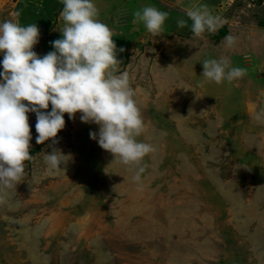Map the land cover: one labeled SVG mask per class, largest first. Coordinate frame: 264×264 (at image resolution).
Returning a JSON list of instances; mask_svg holds the SVG:
<instances>
[{
    "label": "rangeland",
    "instance_id": "1",
    "mask_svg": "<svg viewBox=\"0 0 264 264\" xmlns=\"http://www.w3.org/2000/svg\"><path fill=\"white\" fill-rule=\"evenodd\" d=\"M93 2L124 49L119 72L129 73L145 122L138 139L155 151L134 182V170L90 138L97 125L65 114L55 147L72 160L50 173L51 141L36 143L29 113L34 159L16 190L0 193V264H264V0ZM199 5L225 22L203 39L186 15ZM144 6L169 14L162 35L133 23ZM62 8L0 0V22L36 23L33 50L43 56L62 38ZM227 35L237 37L232 48ZM221 57L247 75L208 82L202 62Z\"/></svg>",
    "mask_w": 264,
    "mask_h": 264
},
{
    "label": "clouds",
    "instance_id": "2",
    "mask_svg": "<svg viewBox=\"0 0 264 264\" xmlns=\"http://www.w3.org/2000/svg\"><path fill=\"white\" fill-rule=\"evenodd\" d=\"M62 38L51 41L53 51L41 56L33 49L40 41L36 23L22 26L18 19L0 22V193L16 190L26 176V162L32 140L29 113H35L36 143L48 145L44 155L47 171H66L61 165L72 160L56 148L58 133L65 128V114L70 120L80 114V121L98 126L90 138L114 156V161L134 170V182H140L145 172L146 156L154 147L139 140L145 122L138 105L136 90L128 72H119L122 62L113 40L115 33L99 19V9L93 0H61ZM19 17L20 13L13 14ZM186 15L191 20V32L197 38L213 35L224 25L207 5L194 6ZM169 14L153 6H144L133 13V23L143 25L152 36L165 31ZM177 26H187L178 20ZM237 37L227 35L226 47L235 46ZM202 76L208 82L232 83L247 75V69L233 67L226 57L205 59ZM27 102V103H25ZM51 105V108H50ZM50 108V110H49ZM260 119V115L256 117ZM0 196V203H3Z\"/></svg>",
    "mask_w": 264,
    "mask_h": 264
},
{
    "label": "trees",
    "instance_id": "3",
    "mask_svg": "<svg viewBox=\"0 0 264 264\" xmlns=\"http://www.w3.org/2000/svg\"><path fill=\"white\" fill-rule=\"evenodd\" d=\"M67 120L69 121L70 119H69V118H67Z\"/></svg>",
    "mask_w": 264,
    "mask_h": 264
},
{
    "label": "bare ground",
    "instance_id": "4",
    "mask_svg": "<svg viewBox=\"0 0 264 264\" xmlns=\"http://www.w3.org/2000/svg\"><path fill=\"white\" fill-rule=\"evenodd\" d=\"M181 202V201H180Z\"/></svg>",
    "mask_w": 264,
    "mask_h": 264
}]
</instances>
